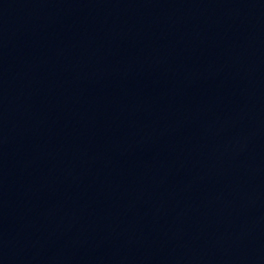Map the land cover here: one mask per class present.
I'll list each match as a JSON object with an SVG mask.
<instances>
[{"label": "water", "instance_id": "1", "mask_svg": "<svg viewBox=\"0 0 264 264\" xmlns=\"http://www.w3.org/2000/svg\"><path fill=\"white\" fill-rule=\"evenodd\" d=\"M0 264H264V0H0Z\"/></svg>", "mask_w": 264, "mask_h": 264}]
</instances>
